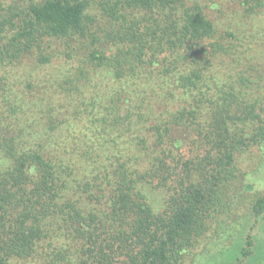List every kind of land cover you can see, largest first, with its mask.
I'll return each instance as SVG.
<instances>
[{
    "label": "trees",
    "instance_id": "trees-1",
    "mask_svg": "<svg viewBox=\"0 0 264 264\" xmlns=\"http://www.w3.org/2000/svg\"><path fill=\"white\" fill-rule=\"evenodd\" d=\"M12 3L0 264H186L264 149V0Z\"/></svg>",
    "mask_w": 264,
    "mask_h": 264
},
{
    "label": "rangeland",
    "instance_id": "rangeland-1",
    "mask_svg": "<svg viewBox=\"0 0 264 264\" xmlns=\"http://www.w3.org/2000/svg\"><path fill=\"white\" fill-rule=\"evenodd\" d=\"M54 77L52 74L50 78ZM240 166L239 180L227 190L225 211L209 223V230L198 245L186 252V264H229L243 259L242 250L249 235L254 240L253 252L243 264H264V215L256 222L251 210L256 198L264 195V149H253Z\"/></svg>",
    "mask_w": 264,
    "mask_h": 264
}]
</instances>
